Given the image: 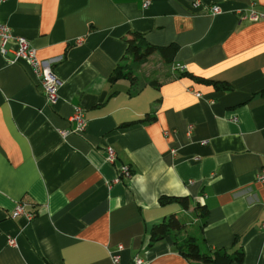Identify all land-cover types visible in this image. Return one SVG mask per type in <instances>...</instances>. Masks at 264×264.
<instances>
[{"label":"crops","instance_id":"obj_1","mask_svg":"<svg viewBox=\"0 0 264 264\" xmlns=\"http://www.w3.org/2000/svg\"><path fill=\"white\" fill-rule=\"evenodd\" d=\"M197 1L0 2V26L56 60L62 81L50 104L13 62L16 42L0 53V264H200L179 250L201 237L212 253L242 252L231 264H264V20L246 18L264 0ZM135 33L157 48L143 64L128 53ZM123 165L133 175L116 183ZM173 180L190 195H169ZM20 203L32 220L13 218ZM172 215L186 230L150 245Z\"/></svg>","mask_w":264,"mask_h":264},{"label":"built area","instance_id":"obj_2","mask_svg":"<svg viewBox=\"0 0 264 264\" xmlns=\"http://www.w3.org/2000/svg\"><path fill=\"white\" fill-rule=\"evenodd\" d=\"M7 0H0V2H5ZM149 1H146L144 6L149 7ZM201 2L198 0L195 2L194 7H199ZM210 9L211 15L215 16L221 13V9L218 6H212ZM252 22H257L259 20H264V13H257L255 11H250V13L246 17ZM11 41H15L17 48L14 51V59L13 62H25L32 70L33 74L37 78L44 96L46 100L50 104H56L59 99V90L62 86V81L56 76L54 72V65L56 60L51 61H42L38 58L36 50L31 46L29 41L23 37H17L12 34L11 29L6 25L0 26V53L2 55H6L8 50L7 46ZM78 43H81L78 42ZM59 61V60H57ZM179 69L184 70L180 65ZM84 110L82 107H75L73 116L71 120L77 124L75 133H83L87 127V121L85 118ZM68 132H64L63 134H67ZM107 157L106 160L114 164L117 160L116 152L111 147H107L106 149ZM133 173L129 166H121L119 169L118 177L115 179L116 183H119L125 179H130ZM256 182L262 186H264V167L257 173ZM19 216H23L28 220H32L35 217V214L26 213L25 204L20 203L16 206L13 212V218H17ZM10 244L14 245V240L9 241ZM119 251L123 250L122 246H119ZM121 257L119 255H113V260L115 264L120 263ZM138 264H144V262L139 259L137 260Z\"/></svg>","mask_w":264,"mask_h":264},{"label":"trees","instance_id":"obj_3","mask_svg":"<svg viewBox=\"0 0 264 264\" xmlns=\"http://www.w3.org/2000/svg\"><path fill=\"white\" fill-rule=\"evenodd\" d=\"M128 53L133 56L135 61L140 64L145 63V61L157 50L155 46H152L145 42L144 38L135 33L133 38L128 39ZM122 68L120 67L113 77L116 80L122 75ZM178 203L185 209H189L190 200L188 198H167L162 197L160 203L162 205L168 203ZM202 212L205 208L202 206H197ZM205 215V214H204ZM205 223H202L200 229L203 232ZM185 229V223L181 221L176 215L170 216L163 222L156 224L151 230L150 245H153L167 236L173 234L174 232H182ZM180 254L188 259L189 261L198 262L200 264H231L234 261L241 262L243 260V253H238L236 255H228L221 253H212L210 249L206 246V242L203 237L201 238H189L186 245L179 250Z\"/></svg>","mask_w":264,"mask_h":264},{"label":"clouds","instance_id":"obj_4","mask_svg":"<svg viewBox=\"0 0 264 264\" xmlns=\"http://www.w3.org/2000/svg\"><path fill=\"white\" fill-rule=\"evenodd\" d=\"M169 188L171 189L169 195H175V196H188L190 195V192L187 188L183 186V183L178 180H173L172 183L169 185Z\"/></svg>","mask_w":264,"mask_h":264},{"label":"rangeland","instance_id":"obj_5","mask_svg":"<svg viewBox=\"0 0 264 264\" xmlns=\"http://www.w3.org/2000/svg\"><path fill=\"white\" fill-rule=\"evenodd\" d=\"M197 217H196V214H194V215H190L189 217H188V220H189V222H191V223H189V225H187L188 224V221L187 220H183L184 221V223H186V228H187V232L189 233V234H192V236H193V232H197V230H198V227H197V219H196ZM201 222V221H200ZM186 229H184L183 231H185ZM196 230V231H195ZM187 232H184V234H187Z\"/></svg>","mask_w":264,"mask_h":264}]
</instances>
